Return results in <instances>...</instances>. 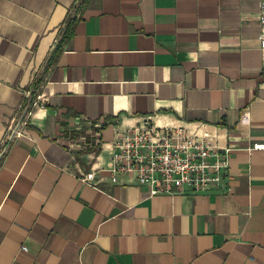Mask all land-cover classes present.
<instances>
[{"label":"crops","instance_id":"crops-1","mask_svg":"<svg viewBox=\"0 0 264 264\" xmlns=\"http://www.w3.org/2000/svg\"><path fill=\"white\" fill-rule=\"evenodd\" d=\"M259 2L0 0V264H264ZM154 114L236 148L217 186L109 178L115 134Z\"/></svg>","mask_w":264,"mask_h":264},{"label":"built area","instance_id":"built-area-1","mask_svg":"<svg viewBox=\"0 0 264 264\" xmlns=\"http://www.w3.org/2000/svg\"><path fill=\"white\" fill-rule=\"evenodd\" d=\"M259 6L264 10V1L260 0ZM260 21L264 23V16ZM259 39L264 48V33ZM157 116H145L141 122L116 133L111 143L109 166L102 170L107 171L114 182L121 175L133 176L138 186L147 189L149 196L212 190L227 174L236 148L214 144L206 131L194 136L181 126L159 123ZM21 122L7 124L3 144L23 134ZM239 123H250L248 112L240 114ZM257 149H264V143L255 142L247 147L249 152ZM94 177L90 172L84 180Z\"/></svg>","mask_w":264,"mask_h":264},{"label":"trees","instance_id":"trees-1","mask_svg":"<svg viewBox=\"0 0 264 264\" xmlns=\"http://www.w3.org/2000/svg\"><path fill=\"white\" fill-rule=\"evenodd\" d=\"M87 2H88V0H77V4L75 6V9H76L75 13L77 11L81 10L83 7H85ZM74 17H75V15H73V17L69 20V22L67 23L68 26L70 24H72V21H73ZM30 101L31 100L27 101V103L24 105L23 109L20 111L19 117H18L19 120H22L25 117V115H26V113H27V111L29 109Z\"/></svg>","mask_w":264,"mask_h":264}]
</instances>
